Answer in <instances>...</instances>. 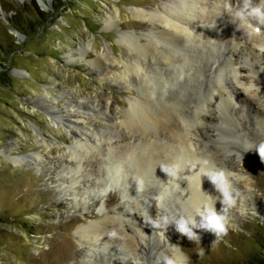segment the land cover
Returning a JSON list of instances; mask_svg holds the SVG:
<instances>
[{
	"label": "rangeland",
	"instance_id": "obj_1",
	"mask_svg": "<svg viewBox=\"0 0 264 264\" xmlns=\"http://www.w3.org/2000/svg\"><path fill=\"white\" fill-rule=\"evenodd\" d=\"M174 2L0 0V264H135L124 246L81 241L78 226L101 213L121 215L129 233L135 225L148 234V264L264 261V64L259 63L264 48L258 42H264V0H235L233 9L228 0H199L193 15L194 29L205 31L214 25L221 41L231 24L240 27L242 45L251 47L259 59V68L251 72L235 74L225 67L230 112L223 117L217 109L211 111L210 139L215 141L210 147L228 149L217 156L209 177L204 175L211 181L220 170L228 173L221 217H203L213 230L211 236L196 224L186 171L171 189L163 186L168 166L163 169L157 160L160 152L141 146L138 137L131 138L137 139L132 155L127 149L133 140L109 149L120 154L121 162H113L108 152L97 160L89 155L78 175L73 171L69 155L79 145L78 135L118 139L119 130L108 119L120 116L140 97L132 76L128 82L110 81L127 62L119 33L145 36L153 26L136 11L165 15V8L175 11ZM244 5L251 7L249 12ZM208 9L219 15L216 22L203 18ZM111 10L120 12L116 27L105 22ZM230 45L223 42L221 53L226 55ZM102 54L106 62L101 71L92 62ZM143 71L150 74L155 69L147 63ZM207 79H200L203 90ZM186 80L179 83H190L192 89L194 82ZM185 98L191 100L190 93ZM40 102L52 107L46 111ZM216 125L229 131L226 143L217 141ZM153 139L163 145L174 142L168 137ZM12 156L27 158L13 164L8 159ZM146 159L151 161L148 167L143 165ZM212 185L216 189L215 181ZM139 204L147 205L146 215L138 211ZM259 244L262 251L256 250Z\"/></svg>",
	"mask_w": 264,
	"mask_h": 264
},
{
	"label": "bare ground",
	"instance_id": "obj_2",
	"mask_svg": "<svg viewBox=\"0 0 264 264\" xmlns=\"http://www.w3.org/2000/svg\"><path fill=\"white\" fill-rule=\"evenodd\" d=\"M197 1L199 0H175V11L165 8V15L143 10L136 11L138 18L148 19L153 27L146 32L145 36L119 33V43L127 48V62L125 69L115 74L110 81L113 83L128 82L132 76L134 83L139 85L140 97L133 100L120 116L108 119L119 130L116 134L118 139H101L100 136L87 135L81 132L80 136H75L80 138L76 139L79 145L70 150L69 156L72 158L71 163L75 166L73 171L78 175L89 155V157L97 160L100 159L101 154L105 155L108 152L112 155L111 160L113 162H121L120 154L118 152L113 154L111 153L112 150L109 151V149L120 146V143L126 144L133 140L134 143L127 149L128 155H132L137 139L131 138L138 137L141 146L146 148V146L151 145L153 150L160 152L162 157L157 160L164 167L163 169L166 170L168 166L164 175L163 186L166 185L171 189L174 187L173 181L179 179L181 173L186 171L190 180L189 193L195 209L196 224L202 232L211 236L213 230L203 217L209 214L218 218L221 217L220 210L226 204V201L223 200L227 199L225 191H228L227 171L220 170L216 172V175L212 173L214 175L213 179L210 178L211 181L204 178L205 174L209 177L208 170L216 165L215 160L220 152L228 150L226 146L216 149L210 147V143L215 141L210 139L212 138L210 125H212L213 119L211 111L215 108L223 114V117L229 115L228 109L231 104L225 94L227 90L223 81L226 75L225 70L227 71L229 68L235 74L243 69L251 72V69L259 68V63L264 64V58H261L258 63L259 59L256 60L252 54V48H245L242 45L245 38H243L244 40L240 39L242 36L240 27L235 28L233 24L228 27L229 31L224 34L222 41L220 40L222 34L219 35L218 30L212 24L205 31L194 29L193 15L197 10ZM228 1L232 3L233 9L235 0ZM183 3H186L187 8L183 6ZM248 7L250 6L244 5V8L248 9L249 12L251 7ZM184 12L190 16L184 15ZM119 16L118 10L109 11L105 17L106 24L116 27ZM202 16L205 21L214 22L217 21L219 15L214 10L208 9ZM187 25L191 27L189 28ZM250 36L256 37L254 33ZM225 41L228 45L231 44L226 55L221 53ZM258 42L259 46L264 48V42L260 39ZM85 52V49H82L81 55H85ZM104 57L105 55L102 54L94 60V63L92 62L101 71L106 62ZM147 63L153 65L155 69L150 74L143 71V65ZM214 63L217 65H215L216 67L213 66ZM211 64L213 65L211 66ZM101 75H104L103 72ZM203 76L207 77V81H209V85L205 84L204 90L200 81ZM183 77L187 79L186 81L194 82L193 87L191 86L192 89H189L190 83L189 85L179 83ZM168 92H170L169 96H167ZM186 92L190 93L191 100L189 101H186ZM40 103L46 108V111L52 107L50 103ZM55 114L57 115V113ZM75 123L81 124L82 122L76 120ZM215 130L218 142L222 143L223 140L230 138V136H224L229 131L222 130V127L216 125ZM158 136L168 137V140L173 139L174 142L163 145L161 142H157V139H153ZM232 136L234 139L235 136ZM26 158L24 156H12L8 159L13 164H21ZM146 160L147 162L143 165L148 167L151 161ZM214 181L216 189L212 185ZM165 193L166 190L160 193L162 199H164ZM139 207L138 211L146 215L147 205L139 204ZM77 229L83 243H87L90 239V245L103 244L109 245L111 248L124 246L132 252L135 264H148L144 252V249L147 248L148 234L135 225L131 228L135 235L129 233L128 229L130 228L127 229L121 215L101 213L98 219L82 223Z\"/></svg>",
	"mask_w": 264,
	"mask_h": 264
},
{
	"label": "trees",
	"instance_id": "obj_3",
	"mask_svg": "<svg viewBox=\"0 0 264 264\" xmlns=\"http://www.w3.org/2000/svg\"><path fill=\"white\" fill-rule=\"evenodd\" d=\"M38 10V9H37ZM38 14H40V15H42L43 13H41L39 10H38ZM262 247H263V245L262 244H259V245H257V251L258 250H260V251H262ZM263 255H264V253L263 252H261ZM260 264H264V261L262 262V261H260Z\"/></svg>",
	"mask_w": 264,
	"mask_h": 264
},
{
	"label": "snow or ice",
	"instance_id": "obj_4",
	"mask_svg": "<svg viewBox=\"0 0 264 264\" xmlns=\"http://www.w3.org/2000/svg\"><path fill=\"white\" fill-rule=\"evenodd\" d=\"M262 152H264V149H261Z\"/></svg>",
	"mask_w": 264,
	"mask_h": 264
},
{
	"label": "clouds",
	"instance_id": "obj_5",
	"mask_svg": "<svg viewBox=\"0 0 264 264\" xmlns=\"http://www.w3.org/2000/svg\"><path fill=\"white\" fill-rule=\"evenodd\" d=\"M210 219H213V218L210 217Z\"/></svg>",
	"mask_w": 264,
	"mask_h": 264
}]
</instances>
